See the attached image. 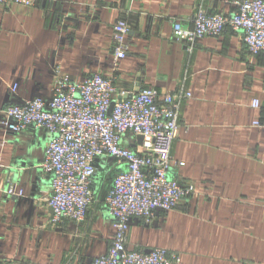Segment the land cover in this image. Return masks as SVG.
I'll use <instances>...</instances> for the list:
<instances>
[{"label":"crops","instance_id":"0c3cea01","mask_svg":"<svg viewBox=\"0 0 264 264\" xmlns=\"http://www.w3.org/2000/svg\"><path fill=\"white\" fill-rule=\"evenodd\" d=\"M241 0H206L210 14L231 16ZM199 0H40L0 4V264H84L107 254L114 235L104 199L113 159L97 162L101 199L82 223L53 222L51 181L41 165L51 136L2 126L9 106L50 99L58 79L115 78V100L144 89L185 95L172 150L175 178L195 194L151 225L132 223L128 249H166L181 264H264V57L242 35L194 44L174 38L191 28ZM125 20L127 55L116 59L113 26ZM15 88V92H13ZM184 164L176 166L175 164ZM14 186L23 197L8 195Z\"/></svg>","mask_w":264,"mask_h":264},{"label":"built area","instance_id":"2783aa9c","mask_svg":"<svg viewBox=\"0 0 264 264\" xmlns=\"http://www.w3.org/2000/svg\"><path fill=\"white\" fill-rule=\"evenodd\" d=\"M192 27L174 24V38L194 44L205 37L221 36L227 29L240 33L248 51L264 57V0H241L231 16L210 14L206 0H199ZM40 0H0L3 5L38 6ZM116 59L127 55L125 20L113 26ZM15 92V88H13ZM115 78L93 74L82 82L68 76L55 83L50 99L35 98L9 106L2 126L19 133L44 129L51 139L41 165L49 176L52 194L48 206L53 222L82 223L101 203L94 191L99 174L97 162L113 159L112 187L104 199L105 214L115 226L112 244L104 256L84 264H181L180 256L166 249L149 252L128 249L133 221L151 225L158 213L176 210L180 202L195 194L192 185L179 182L172 173V150L181 127L182 103L190 94H161L144 89L115 100ZM256 109L264 103L253 102ZM255 126L263 127L264 122ZM176 166L184 164L176 163ZM8 195L23 197L11 186Z\"/></svg>","mask_w":264,"mask_h":264}]
</instances>
